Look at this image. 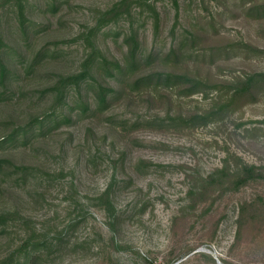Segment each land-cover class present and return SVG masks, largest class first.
<instances>
[{
	"label": "rangeland",
	"instance_id": "rangeland-1",
	"mask_svg": "<svg viewBox=\"0 0 264 264\" xmlns=\"http://www.w3.org/2000/svg\"><path fill=\"white\" fill-rule=\"evenodd\" d=\"M123 1L0 0V52L12 75L0 84V159L18 167H0V260L264 264V214L248 211L240 229L237 221L242 203L264 200V179L211 189L194 205L188 198L224 158L264 160V88L201 122L177 116L204 111L215 90L178 95L177 86L155 78L100 106L89 90L85 111L73 85L60 107L54 90L43 91L56 71L79 70L89 51L81 35L90 30L101 53L122 62L123 39L136 30L137 55L149 57L135 78L162 73L172 48L177 65L187 62L199 78L264 71V0ZM108 10L115 14H103ZM154 87L162 90L147 92ZM168 94L169 104L157 97Z\"/></svg>",
	"mask_w": 264,
	"mask_h": 264
},
{
	"label": "trees",
	"instance_id": "trees-1",
	"mask_svg": "<svg viewBox=\"0 0 264 264\" xmlns=\"http://www.w3.org/2000/svg\"><path fill=\"white\" fill-rule=\"evenodd\" d=\"M125 1L120 2L125 7ZM154 13L155 10L152 8ZM103 14H115L112 11H105ZM157 16V14H154ZM23 15L21 6H19V21L21 28L23 29ZM154 24L156 25L155 21ZM97 29V27L95 28ZM94 29V31H95ZM93 30L86 35H81L84 43L86 44L89 51L84 55V58L80 60L78 71H56L57 76L54 82L44 85L43 91L54 90L55 94L53 97L58 101V106L67 103L64 95L66 86L73 85V92L79 97L78 100L82 103V110L85 111L89 108L90 103L88 99V91L91 90L94 98V104L97 106L106 103L109 96H112L120 91H125L126 86H135L137 84H144L145 86L149 83H153V79H161L165 86L174 87V90L178 95L189 96L195 92H202L205 96L208 90H215V95L210 97L209 106L200 113L188 114L187 117L181 118L177 116V119H190L193 118L199 122L208 120L212 117L218 116L217 114H225L235 110L239 105L243 104L247 98L254 97L259 88H264V71L250 72L245 76H236L229 79H219L209 73L199 78L196 71H190L187 62L179 67L176 63L180 59L179 53L176 48L170 49L168 52L163 54V69L154 73H143L141 77L135 78V74L139 71L138 67L148 62L146 57L139 58L137 53L138 38L135 29L130 30L129 34L124 37V43L127 46L126 58L122 62L113 55H105L101 53V50L97 47L93 39ZM1 41V38H0ZM8 52V50H7ZM171 57V58H169ZM170 59H172L171 63ZM181 59V63H182ZM8 62L10 60L5 55V51L0 52V84L4 85L5 81L10 78L11 68H9ZM193 68H197V64L192 65ZM180 68V69H179ZM37 75H41L40 71L35 72ZM124 75L128 78L125 80ZM107 78H114L117 80L115 83H110ZM156 83V81H155ZM83 84V86H81ZM124 86V87H123ZM85 88V94L81 92L82 88ZM161 88L154 87L153 89H147L150 94H157ZM168 91V89H166ZM168 92H171L170 90ZM5 91L0 89V100L5 98ZM81 96H85L84 99ZM153 96H150L152 98ZM162 101H166L167 104L171 102L170 95H166L162 98L161 95L157 96ZM8 103V98L5 99ZM193 116V117H192ZM38 118L34 117L33 121L38 122ZM264 123V119L261 120ZM42 121H39L41 126ZM13 135V134H12ZM10 157H5L4 160L0 159V167H7L10 163L14 169L10 170L15 172L18 169L13 164ZM264 179V160L259 163L246 162L241 157H235L233 162L228 157L223 159V163L213 169L205 178H202V185L198 188H190L188 191V198L191 199L192 205L196 204L197 201L204 199L207 192L211 189H216L219 192H225L230 190H236L241 185L251 180ZM256 213L259 212L264 214V200L259 198L255 201H245L240 205L239 215L237 218L238 227L240 229L243 221L247 220L245 214L247 212ZM2 215L0 214V218ZM0 260V264H5L6 259ZM18 264H25V262H17Z\"/></svg>",
	"mask_w": 264,
	"mask_h": 264
}]
</instances>
